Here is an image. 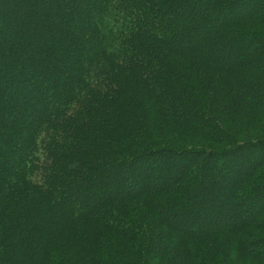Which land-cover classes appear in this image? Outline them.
Here are the masks:
<instances>
[{"label":"trees","instance_id":"obj_1","mask_svg":"<svg viewBox=\"0 0 264 264\" xmlns=\"http://www.w3.org/2000/svg\"><path fill=\"white\" fill-rule=\"evenodd\" d=\"M0 264H264V0H0Z\"/></svg>","mask_w":264,"mask_h":264},{"label":"rangeland","instance_id":"obj_2","mask_svg":"<svg viewBox=\"0 0 264 264\" xmlns=\"http://www.w3.org/2000/svg\"><path fill=\"white\" fill-rule=\"evenodd\" d=\"M227 216L224 217V219L226 218Z\"/></svg>","mask_w":264,"mask_h":264}]
</instances>
